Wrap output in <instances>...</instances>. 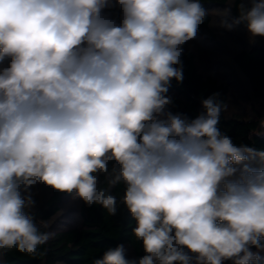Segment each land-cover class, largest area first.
I'll return each mask as SVG.
<instances>
[{
  "label": "clouds",
  "instance_id": "9594fccd",
  "mask_svg": "<svg viewBox=\"0 0 264 264\" xmlns=\"http://www.w3.org/2000/svg\"><path fill=\"white\" fill-rule=\"evenodd\" d=\"M237 10L219 27L264 37V0ZM207 16L200 0H0V255L54 238L28 211L36 184L115 215L123 183L143 255L121 243L93 264H260L264 149L221 131L219 93L194 118L168 110Z\"/></svg>",
  "mask_w": 264,
  "mask_h": 264
},
{
  "label": "trees",
  "instance_id": "16d2710c",
  "mask_svg": "<svg viewBox=\"0 0 264 264\" xmlns=\"http://www.w3.org/2000/svg\"><path fill=\"white\" fill-rule=\"evenodd\" d=\"M200 2L208 16L194 38L197 46L183 45V81H171L168 95L173 103L168 110L194 118L202 111L201 101L219 93V98L228 104L221 114V131L231 136L236 144L264 149V37H257L254 42L243 38L247 32L244 24L236 27V34L230 37L226 35L230 31L219 27L229 6L232 17L238 15L239 0ZM105 11L119 22L118 8ZM222 35L226 36L223 43L219 39ZM200 43L206 44L205 51L214 61H203ZM235 105L237 110L231 108ZM99 186L107 187L104 174H100ZM124 187L121 183L112 189L111 194L117 198V212L110 215L100 205L86 206L74 198V193H62L36 184L31 188L36 207L28 211L41 232L51 231L55 236L40 246L43 254L33 256L16 250L4 251L0 264H93L105 250L121 243L128 249L129 258L143 255L141 243L132 234L135 221L121 203ZM260 255L264 258V252ZM260 264H264V259Z\"/></svg>",
  "mask_w": 264,
  "mask_h": 264
},
{
  "label": "rangeland",
  "instance_id": "374dc122",
  "mask_svg": "<svg viewBox=\"0 0 264 264\" xmlns=\"http://www.w3.org/2000/svg\"><path fill=\"white\" fill-rule=\"evenodd\" d=\"M224 29V28H223ZM220 31V30H219ZM224 31H227V30H225L224 29ZM231 34H236L235 32H234V30H231L230 31V34H227L226 33V35L228 36V37H230V36H232ZM241 35V34H240ZM244 36H246V37H244ZM242 37L243 38H249V36H248V33L246 32V34L245 35H242ZM225 38H226V36H221V37H219V39H222L221 40V42L223 43V40H225ZM186 44L187 45H189V46H192L193 44L195 45V46H197V44H198V41L197 40H195V39H192V40H190V41H188V42H186ZM205 43H200V48L202 49V50H200V51H202V54H203V61L204 62H207V63H210V62H212V61H214L213 60V57L211 56V55H208V53H207V50L205 51V48H204V46L206 45H204ZM186 45V46H187ZM202 46V47H201ZM218 57H219V60H222L223 61V57L221 56V55H219L218 54ZM240 101V100H239ZM244 101V103H245V100H243ZM233 110H237V108H238V106L237 105H235L234 107H231Z\"/></svg>",
  "mask_w": 264,
  "mask_h": 264
}]
</instances>
